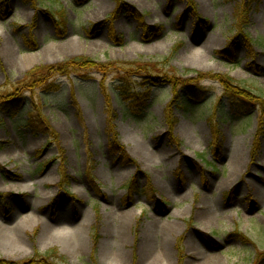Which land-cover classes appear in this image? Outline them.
I'll return each mask as SVG.
<instances>
[{
  "label": "rangeland",
  "instance_id": "obj_1",
  "mask_svg": "<svg viewBox=\"0 0 264 264\" xmlns=\"http://www.w3.org/2000/svg\"><path fill=\"white\" fill-rule=\"evenodd\" d=\"M117 5L0 0V87L76 57L198 82L192 97L179 90L170 126L174 91L134 73L56 75V91L1 111L0 260L54 250L50 264H264V0H120L111 18ZM130 7L156 31L144 34ZM234 38L231 56L218 54ZM32 105L53 138L28 125ZM109 117L123 155L111 152Z\"/></svg>",
  "mask_w": 264,
  "mask_h": 264
},
{
  "label": "trees",
  "instance_id": "obj_2",
  "mask_svg": "<svg viewBox=\"0 0 264 264\" xmlns=\"http://www.w3.org/2000/svg\"><path fill=\"white\" fill-rule=\"evenodd\" d=\"M117 2V7L116 10L111 14V18L115 15L116 12H119L120 10V0H115ZM250 1V0H249ZM248 4L245 3L244 7ZM128 8V5H126ZM244 7L242 10H236L235 16H236V23L237 26L241 25L240 28H244L243 26L245 24V13H244ZM139 21L141 27L145 28L144 34H148L151 31H156L155 29L152 28H146L143 25L142 22V16H139L137 12L130 7V11L127 12ZM243 40L245 42L247 41L246 35L243 37ZM235 41L234 39H231L228 44L227 48L224 49L223 51L218 52V54L221 55H227L231 56V47L232 43ZM251 57V55H249ZM88 71H94L97 73H100L103 77L106 76L107 74L114 72L117 74H120L124 78L126 75L128 76L131 73L138 74L143 78V84H148V80H151L153 84H168L171 88V90L174 91L173 97L169 101V103L166 105V108L164 110V119L170 126L172 124V108H174L178 101V95H179V90L183 89L186 91L187 96L192 95L193 89H196L195 87L197 86L198 82H195L193 84H188L185 81L178 80L173 73H164L163 78L162 77H156L155 79L151 77L152 72H155V69L148 63H143V62H128V63H116V62H108V63H99L95 62L90 58L87 57H76L72 58L70 60H66L62 63L56 64V65H50V66H38L35 67L28 72L25 73L23 79L15 83L12 87L6 88L1 86L0 87V112L1 111H7V110H12V111H17L23 104V95L26 92H33L36 89H44L46 91H56L58 89V85H55L53 83H48V79L56 76V75H70L72 73L79 74L83 78H87L86 73ZM85 74V75H84ZM201 75L199 74L198 77ZM204 76V75H203ZM204 78V77H200ZM218 80L222 83V85L225 88V92L227 95H229L232 98L238 99L240 102L242 101H250V97H247V91L241 87L236 81L231 79L230 77L226 78H220L217 77ZM200 81V80H199ZM103 80L101 81V86L103 84ZM104 89V85L102 86ZM143 102V101H142ZM108 125H107V132L110 136V146H111V152H118V154H124V150L122 147L118 146V136L117 133L115 132L114 125L113 123V117L108 118ZM27 122L28 125L33 129V130H38L41 132H44L49 136V138H53L54 135L52 131H50V128L44 123L39 121L38 117L34 115V109L32 105V109L28 111L27 113ZM35 128H33V127ZM259 130H262V121L260 119L259 123ZM261 131H259V134ZM258 137V136H257ZM257 137H255L257 139ZM133 182H130L129 189H131V186H133ZM55 251L51 250L47 252L45 255L40 256L37 255V258L33 256L32 258L22 261V262H4L3 260H0V264H50L49 263V258H54ZM54 264V263H53Z\"/></svg>",
  "mask_w": 264,
  "mask_h": 264
},
{
  "label": "bare ground",
  "instance_id": "obj_3",
  "mask_svg": "<svg viewBox=\"0 0 264 264\" xmlns=\"http://www.w3.org/2000/svg\"><path fill=\"white\" fill-rule=\"evenodd\" d=\"M146 147L145 146H143L142 145V149H140L139 151H136L134 148H132V150H134V151H136L137 153H138V155H141V156H143V157H147V156H149L147 153H146V149H145ZM240 161H242L241 159H239V158H237V159H235L234 160V162L235 163H240ZM3 229V228H2ZM4 229H6V230H8V231H10V230H13L14 229V227H12V226H6V227H4ZM67 233H70V231L69 232H67ZM70 235H74L73 237H75V242H76V244H77V246H79L80 244H81V242L79 241V240H77L76 239V237L78 236V235H80L79 234V231H77L76 233H74V234H70ZM81 246V245H80ZM164 254L165 255H169L168 254V252H167V249L164 251ZM210 259H212V260H214V261H211V262H214L215 264H221L222 263V259L220 258V257H213V258H210Z\"/></svg>",
  "mask_w": 264,
  "mask_h": 264
}]
</instances>
